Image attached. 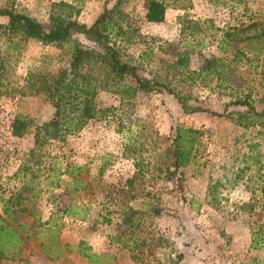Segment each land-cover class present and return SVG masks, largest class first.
<instances>
[{
	"label": "rangeland",
	"instance_id": "rangeland-1",
	"mask_svg": "<svg viewBox=\"0 0 264 264\" xmlns=\"http://www.w3.org/2000/svg\"><path fill=\"white\" fill-rule=\"evenodd\" d=\"M53 3H63V9L72 6V14L78 9L75 19L86 25L104 10L113 9L111 16L123 19L119 39L126 52L135 61L145 54L139 71L143 77L162 74V62L174 60L172 53L177 49L187 51L191 70H200L211 57L219 59L216 65L234 77L232 89H218L212 76L206 82L197 81L186 90L190 92V107L219 113L242 111L226 106L231 97L250 91L257 110L264 108V43L254 54L247 52L244 40L260 33L259 27L247 31L244 27L264 22V0H166L165 20L160 24L144 20L145 0H0V8H11L47 25ZM7 22L6 17H0V26ZM75 39L90 46L82 36ZM12 41L17 46L9 49L0 29V64L4 66L0 78V202L32 173L38 193L36 207L42 220H47L56 205L68 202V195H63L65 177L49 179L51 170L54 174L66 165L81 166L80 178L89 177L90 193L77 192L75 199L86 204L88 218H63L58 237L61 244L74 248L84 242L104 264H169L176 253L182 254L178 264H264V240L255 249L251 239L252 229L264 221L259 188L264 185L263 126L245 127L242 122L207 112L184 114L176 99L163 90L140 92L122 103L117 96L100 92L96 100L99 107H114L109 116L89 121L77 134L52 141L45 147L41 164H28L29 170L23 172L33 147V128L22 137H14L11 125L15 116H26L30 123L41 125L50 121L54 112L43 95L28 94L26 76L35 70L55 74L65 68L69 48L60 50L34 40L22 42L17 37ZM228 44L225 52L221 47ZM175 125L206 132L200 162L180 171L182 193L174 185L146 175L132 187L130 195L136 198H128L123 191L129 190L125 181L133 175L134 163L143 160L152 167L170 143ZM102 163L106 168L98 177ZM147 193L154 196L161 212L147 213L141 225L131 230L121 220L130 214V207L139 211L146 208ZM253 202L252 211L241 209L243 203ZM253 221L260 224L255 227ZM23 259L2 260L0 264H87L74 254L50 261L31 241Z\"/></svg>",
	"mask_w": 264,
	"mask_h": 264
},
{
	"label": "trees",
	"instance_id": "trees-1",
	"mask_svg": "<svg viewBox=\"0 0 264 264\" xmlns=\"http://www.w3.org/2000/svg\"><path fill=\"white\" fill-rule=\"evenodd\" d=\"M61 6L64 4L51 5L47 25L11 8H0V17L8 19L7 24L1 25L0 29L9 43V49L16 48V43L12 41L16 37L22 42L34 40L45 45H54L60 50L67 46L69 48L65 68L59 69L55 74L38 73V70H35L26 76L25 89L29 92L28 94L43 95L54 112L51 120L41 125L30 123L26 116H15L11 125V133L14 137H22L30 128H33V147L27 154L26 160L29 163L23 166V172L27 173L29 170V168L26 169L28 164L33 166L41 164L45 147L52 141H60L67 135L77 134L89 121L98 118L104 120L109 116L114 107H99L96 100L100 92L115 95L122 103L134 99L140 92L152 93L163 90L176 99L184 114L207 112L210 116L226 117L242 122L245 127L258 124L264 128V108L257 110L250 91L231 97L226 107L242 109L234 113L226 112V110L222 113L209 109L203 110L201 107H190L187 104L190 99L187 88L197 81L206 82L210 76L215 77L218 89H232L234 77L229 73L231 71L227 75L218 67L219 65H216L217 61L220 62L219 59L211 57L205 60L200 70H191L187 51L177 49L172 53L174 60L162 62L164 66L162 74L158 72L152 74L150 78L143 77L139 71L144 65L142 60L145 59V54L141 53L135 61L126 52L119 39L121 30L119 23L123 19L112 17L113 9L104 10L92 24L86 25L75 19L78 9L72 14L74 10L72 6L64 9ZM58 8L62 10L58 11ZM166 10V0H145L144 20L149 24H160L165 20ZM258 27L261 28L258 35L247 36L244 39L247 41L245 46L248 53L256 54L261 51V45L264 43V22L254 21L244 27L245 31ZM77 36H82L90 46L75 39ZM227 37H230V34ZM221 48L227 52L229 44ZM3 75L4 66L1 63L0 78ZM1 85L0 80V87ZM205 133L201 129L181 125L172 126L170 143L158 155L154 165L150 167V165H144L143 160L136 161L133 165V175L125 181V186L129 190L118 189L117 192L123 191L128 198L134 200L136 195H130L132 187L146 175H151L174 185L178 188V192L182 193L180 171L190 165H198L200 162V148L203 147L202 137ZM105 168L106 163L98 167V177L103 175ZM83 169L81 166L66 165L62 170L58 168L57 173L53 174L51 170L49 179L55 177L59 180L61 176L65 177L63 195H68V202L62 207L56 205L47 220H42L36 207L38 193L33 188L36 178L32 173L21 187L12 192L9 197L2 199L0 202V262L24 260L23 251L27 243L31 241L37 244L43 256L50 261H60L65 255L74 254L85 259L87 264H104L100 256L91 253L90 247L84 242H80L73 248L58 241L64 227L63 218L80 221L88 218L89 210L86 204L82 200L78 203L75 199L77 192H83L85 196L90 193L89 177H87L88 180L80 178ZM259 188L262 194L261 212H264V185ZM147 195L150 199L149 202L146 201V208L143 211L130 207L127 209L130 214H125L121 220L122 224L131 230L141 225L147 213L159 215L161 212L154 196L150 193ZM255 203H243L241 209L247 207L252 211ZM262 217L264 219V214ZM103 220L110 222L107 219ZM252 223L255 227L260 224L256 221ZM261 224L258 229L253 228L251 233L255 249L264 240L263 232L260 230L264 228L262 227L264 221ZM181 259L182 254L176 253L174 259H169V264H178ZM156 264H160L159 261Z\"/></svg>",
	"mask_w": 264,
	"mask_h": 264
}]
</instances>
